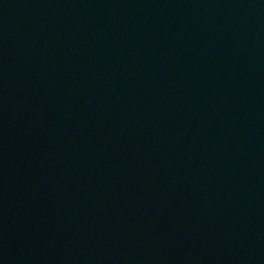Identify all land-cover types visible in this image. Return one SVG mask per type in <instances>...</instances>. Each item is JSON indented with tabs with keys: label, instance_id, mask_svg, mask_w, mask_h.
<instances>
[{
	"label": "water",
	"instance_id": "water-1",
	"mask_svg": "<svg viewBox=\"0 0 264 264\" xmlns=\"http://www.w3.org/2000/svg\"><path fill=\"white\" fill-rule=\"evenodd\" d=\"M0 264H264V0H0Z\"/></svg>",
	"mask_w": 264,
	"mask_h": 264
}]
</instances>
